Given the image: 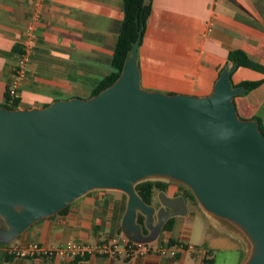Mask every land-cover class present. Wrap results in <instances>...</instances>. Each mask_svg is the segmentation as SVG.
Wrapping results in <instances>:
<instances>
[{
  "label": "water",
  "instance_id": "obj_1",
  "mask_svg": "<svg viewBox=\"0 0 264 264\" xmlns=\"http://www.w3.org/2000/svg\"><path fill=\"white\" fill-rule=\"evenodd\" d=\"M140 41L113 84L89 98L24 109L0 104V241L96 188L125 191L124 233L151 241L168 218L187 212L183 196L161 191L154 225L156 207L135 184L163 176L186 184L207 211L244 231L252 243L244 264H264V132L258 120L238 114V64L223 69L208 95L149 90L141 85Z\"/></svg>",
  "mask_w": 264,
  "mask_h": 264
},
{
  "label": "crops",
  "instance_id": "obj_2",
  "mask_svg": "<svg viewBox=\"0 0 264 264\" xmlns=\"http://www.w3.org/2000/svg\"><path fill=\"white\" fill-rule=\"evenodd\" d=\"M153 12L138 48L141 85L166 93L210 94L228 54L244 50L251 66H237L234 84L264 77V0H147ZM124 18L123 0H0V103L15 79L26 28L36 23V40L19 84V108L44 107L57 99L89 98L103 79L114 78L112 64ZM245 90V89H244ZM235 96L238 114L264 129V83ZM14 100L10 98V102ZM169 189V188H168ZM167 196H183L187 212L175 215L171 231L161 229L148 242L193 243L198 249L177 257L90 256L86 259L21 258L0 247V264H244L252 243L228 219L207 211L177 186ZM128 194L96 188L71 202L65 211L32 223L6 245L36 241L58 246L68 241L124 243L122 222ZM159 209V208H158ZM156 208V212L158 210ZM181 229L177 233V217ZM159 219V218H158ZM154 223L156 225L158 223ZM146 225V220H145ZM151 233V229L149 228Z\"/></svg>",
  "mask_w": 264,
  "mask_h": 264
},
{
  "label": "built area",
  "instance_id": "obj_3",
  "mask_svg": "<svg viewBox=\"0 0 264 264\" xmlns=\"http://www.w3.org/2000/svg\"><path fill=\"white\" fill-rule=\"evenodd\" d=\"M36 29L35 21L31 20L26 28L27 40L23 45V51L19 55L18 64L15 68L16 77L7 89L11 99H18L19 97V84L26 74V64L30 59L33 41L37 37ZM0 247H5L9 254L21 258L52 257L69 259H86L90 256H131L133 254L145 256L150 253L177 257L182 252L198 249L195 244L190 242H176L173 244L168 242L154 246L151 242L131 239L125 240L124 243H110L105 240L95 242L68 241L58 246L45 245L36 241H30L25 245H6L0 242Z\"/></svg>",
  "mask_w": 264,
  "mask_h": 264
},
{
  "label": "trees",
  "instance_id": "obj_4",
  "mask_svg": "<svg viewBox=\"0 0 264 264\" xmlns=\"http://www.w3.org/2000/svg\"><path fill=\"white\" fill-rule=\"evenodd\" d=\"M124 7V18L122 21L121 30L116 43L115 52L113 56V67H114V78L103 79L98 87L95 89L94 94L99 93L101 90L113 84L117 77L122 72L124 63L127 57L130 55L132 46L135 41L141 36V41L143 34L145 32L147 21L151 13L153 12V4L151 1L147 0H123ZM140 41V43H141ZM228 59L231 62H236L238 66H251L252 61L248 54L242 49L231 50L228 54ZM264 83V77L257 80H243L238 84L244 86V91L248 92L255 89ZM4 107H9L12 109L19 108V100L14 99L10 102V96L7 93V100L5 103H0ZM241 118V117H240ZM260 128L264 132L262 124ZM167 188V183L146 179L139 181L135 184V189L139 196L145 200L146 203H153V196L156 190L164 191ZM186 194L193 198H196L192 191H187ZM67 206L60 211H65ZM146 217L142 213H138L137 222L142 226L145 225ZM175 222L174 216L167 219L163 225V230L171 231ZM0 225H4L3 219L0 217ZM2 244L4 242L0 241ZM171 244L175 243V240L171 238ZM212 264V262H209Z\"/></svg>",
  "mask_w": 264,
  "mask_h": 264
},
{
  "label": "rangeland",
  "instance_id": "obj_5",
  "mask_svg": "<svg viewBox=\"0 0 264 264\" xmlns=\"http://www.w3.org/2000/svg\"><path fill=\"white\" fill-rule=\"evenodd\" d=\"M147 179L158 180V181H162V182L167 183V185H170V188L168 189V191H171L173 187L178 186V185H179L180 190H185L186 192L187 191H191V189L186 184H184V183H182L180 181H177L175 179L168 178V177L153 176V177H149ZM164 191H166V190H164ZM160 193H161V191L156 190L154 192V196H153L152 205H154L157 209L163 206L162 202H161V199H160ZM138 213H141V212L139 211ZM157 219H158V212H156L155 215H154V223L157 222ZM176 219H177L176 229H177V233H178V231L181 229V219L182 218L180 216H178Z\"/></svg>",
  "mask_w": 264,
  "mask_h": 264
},
{
  "label": "flooded vegetation",
  "instance_id": "obj_6",
  "mask_svg": "<svg viewBox=\"0 0 264 264\" xmlns=\"http://www.w3.org/2000/svg\"><path fill=\"white\" fill-rule=\"evenodd\" d=\"M177 187L179 188V185ZM168 188H170V185H167L166 190ZM167 209H169V208H167ZM142 231H143L144 234H149V232H150L149 228L146 225L142 226Z\"/></svg>",
  "mask_w": 264,
  "mask_h": 264
}]
</instances>
